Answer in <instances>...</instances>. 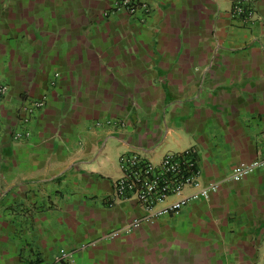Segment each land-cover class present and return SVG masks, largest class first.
Instances as JSON below:
<instances>
[{
	"label": "crops",
	"instance_id": "crops-1",
	"mask_svg": "<svg viewBox=\"0 0 264 264\" xmlns=\"http://www.w3.org/2000/svg\"><path fill=\"white\" fill-rule=\"evenodd\" d=\"M139 1L0 0V264H263L264 166L225 177L264 158V0L248 27L228 0ZM188 148L215 190L120 232L142 212L110 199L118 156Z\"/></svg>",
	"mask_w": 264,
	"mask_h": 264
},
{
	"label": "built area",
	"instance_id": "built-area-1",
	"mask_svg": "<svg viewBox=\"0 0 264 264\" xmlns=\"http://www.w3.org/2000/svg\"><path fill=\"white\" fill-rule=\"evenodd\" d=\"M227 17L230 22L248 27L254 20V0H228ZM139 11L145 16L150 7L139 0H112L103 11L107 18L115 13L134 16ZM8 91L0 83V102ZM45 98H24L16 112L15 128L9 132L12 143L18 144L28 137L26 126L44 108ZM264 166V158L254 160L247 166L232 169L225 180L240 179L254 169ZM118 175L113 180L110 199L112 202L133 200L141 210V216L129 220L120 232H129L141 224L151 223L162 216L176 215L192 200L206 199L216 188L215 184L200 182L195 151L192 148L180 152H166L158 162H151L137 152H126L117 158ZM59 254L55 261L66 260ZM264 264V255H263Z\"/></svg>",
	"mask_w": 264,
	"mask_h": 264
}]
</instances>
